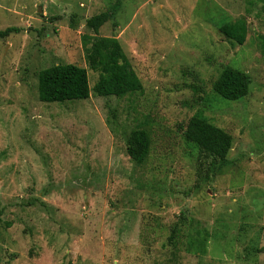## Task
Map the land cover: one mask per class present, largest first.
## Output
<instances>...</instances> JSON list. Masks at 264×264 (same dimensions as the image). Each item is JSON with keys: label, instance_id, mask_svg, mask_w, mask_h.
<instances>
[{"label": "rangeland", "instance_id": "obj_1", "mask_svg": "<svg viewBox=\"0 0 264 264\" xmlns=\"http://www.w3.org/2000/svg\"><path fill=\"white\" fill-rule=\"evenodd\" d=\"M104 12L94 34L85 20ZM238 20L244 45L219 31ZM9 27L21 31L0 37V264H264V0H0ZM84 34L118 38L143 91L40 101L41 70L88 68ZM227 67L250 76L243 100L214 91ZM196 114L233 137L216 174L184 137ZM135 129L151 138L143 164L127 152Z\"/></svg>", "mask_w": 264, "mask_h": 264}, {"label": "trees", "instance_id": "obj_2", "mask_svg": "<svg viewBox=\"0 0 264 264\" xmlns=\"http://www.w3.org/2000/svg\"><path fill=\"white\" fill-rule=\"evenodd\" d=\"M111 16L109 12L96 15L87 20V28L98 34ZM20 31V28L9 27L0 31V37L6 38ZM219 31L234 44L244 45L247 40L244 20L226 23ZM82 43L88 68L76 64H58L41 70L38 87L40 101L65 103L86 100L93 94L99 97L123 98L143 91V83L118 38L84 34ZM88 69L99 73V80L93 88L90 85ZM250 85L251 79L247 73L227 67L215 82L214 91L225 100L240 101L249 94ZM184 137L210 160L209 173L216 174L228 166L233 137L203 115L196 114L190 119L184 130ZM150 148L151 138L146 130L131 131L127 140V152L133 162L143 164L149 156ZM175 239L174 235L170 237L173 244Z\"/></svg>", "mask_w": 264, "mask_h": 264}, {"label": "water", "instance_id": "obj_3", "mask_svg": "<svg viewBox=\"0 0 264 264\" xmlns=\"http://www.w3.org/2000/svg\"><path fill=\"white\" fill-rule=\"evenodd\" d=\"M87 22V20H85V23Z\"/></svg>", "mask_w": 264, "mask_h": 264}]
</instances>
